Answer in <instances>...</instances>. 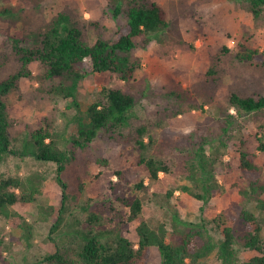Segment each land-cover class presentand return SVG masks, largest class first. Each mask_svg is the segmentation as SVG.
<instances>
[{"label": "rangeland", "instance_id": "374dc122", "mask_svg": "<svg viewBox=\"0 0 264 264\" xmlns=\"http://www.w3.org/2000/svg\"><path fill=\"white\" fill-rule=\"evenodd\" d=\"M153 1L166 11L169 25L161 38L140 42L133 53L140 63L134 79L123 84L114 75L90 73L78 94L86 110L102 101L104 89L124 86L132 93H143L128 126L118 131L121 136L107 142L94 141L88 148L76 150L74 160L61 175L62 182L56 178L54 163L32 157L20 160L9 156L1 166L0 175L23 180L36 177L41 188L32 203L13 209L31 225L30 239L20 230L11 229L0 216V264L33 263L54 243H74L75 230L106 233L109 237L120 234L136 245V228L146 222L152 229L163 226L168 239L175 238L174 213L182 220L207 222L215 240L221 237L214 222L219 217L221 224H235L242 231L237 218L243 198L233 187L243 182L237 151L240 140L255 148V133L264 134V113L235 118L236 139L218 154L221 189L207 204L182 192L181 187L188 186V152L199 144L200 137L216 136L219 132L215 119L225 109L227 95L236 91L243 96H264V67L240 63L237 59L243 46L264 52V12L254 18L243 0ZM5 10L11 14L0 15V63L5 57L12 59L13 38L31 42V33L41 30L59 12H71L85 26L91 42L97 32L109 38L124 23L122 16L113 18V0H0V12ZM94 24L103 28L97 29ZM18 70L15 61L8 62L0 79ZM29 71L31 75L7 97L13 122L10 136L17 140L14 144L18 145L27 132L46 124L66 137L74 134L75 127L66 123L73 113L66 110L62 100L48 95L43 69L34 64ZM179 90L188 91L186 101L191 105L183 112L179 111L178 99L168 96ZM230 113L235 114L232 110ZM141 127L148 132L144 142L148 143L150 137L153 140L147 153L162 160L168 168L156 181L149 179L143 165H138L141 151L133 140ZM211 131L213 135L209 134ZM258 156L256 164L263 172L264 183V157ZM140 184L141 189L137 187ZM170 191L172 195L167 197ZM63 192L66 195L63 220L52 229ZM134 199L140 200L142 211L129 221L130 208L126 202ZM253 206L249 207L262 227L264 248V212ZM237 248L242 260L254 256L253 252ZM146 264H161L155 247L149 248ZM204 264L219 263L211 257Z\"/></svg>", "mask_w": 264, "mask_h": 264}, {"label": "trees", "instance_id": "16d2710c", "mask_svg": "<svg viewBox=\"0 0 264 264\" xmlns=\"http://www.w3.org/2000/svg\"><path fill=\"white\" fill-rule=\"evenodd\" d=\"M243 1L248 4L254 18L262 16L264 0ZM3 14L11 13L5 10L0 12V15ZM106 16L107 13H104V18ZM119 16L123 17L124 23L117 27L111 37L104 38L97 32L92 42L85 32V26L69 11L59 12L41 30L31 33V42L13 38V60L5 57L0 63V73L4 72L8 62L15 61L19 65L17 72L0 79V168L9 156L20 160L32 157L54 163L56 178L62 182L61 175L74 160L76 150H84L94 141L107 142L121 136L118 131L128 126L143 93H132L124 86L104 89L102 101L91 104L86 110L82 108L78 94L90 73L114 75L123 84H129L140 67L139 61L133 58L140 42L161 38L169 24L166 11L153 0H113V18ZM94 26L103 28L98 24ZM237 59L240 63L264 67V52L256 49L243 46ZM34 64L43 69L48 95L62 100L66 110L72 111L66 123L75 127V133L66 137L65 133L46 124L27 132L17 145L14 144L17 140L10 136L13 122L8 112L7 97L18 90L23 79L31 75L29 69ZM168 96L178 99L180 112L191 107L186 101L187 90L171 92ZM226 102L220 117L215 119L219 132L216 136L200 137L199 144L187 155L188 186L181 187V191L203 204H207L221 189L217 176L218 154L236 139L235 118L264 113V96H243L232 91L227 95ZM231 110L235 114H231ZM259 130L263 131L262 128ZM137 134L133 141L141 151L138 165H143L149 179L156 181L159 174L166 173L168 168L162 160L147 153L153 141L150 137L148 143L144 142L147 129L138 128ZM209 134L214 133L211 131ZM254 139L257 143L255 148H250L247 141L240 140L237 151L238 169L243 182L233 187L243 198L237 218L242 224V231L235 224H221L219 217L214 222L221 237L215 240L207 222L182 220L174 213L175 238L168 239L163 226L152 229L146 222H141L136 228V245L120 234L109 237L106 233L75 230L74 243H54L44 256L26 264H146L150 247L157 249L161 264H204L211 257L219 264H264L262 227L249 207L254 204L256 209L264 212L263 172L256 164L258 154L264 157V134L258 135L257 132ZM62 186L65 187L64 182ZM137 187L141 189L143 185ZM40 188L41 181L36 177L23 180L0 175V216L4 217L11 229L20 230L27 239L32 236V227L21 213L13 209L32 203ZM171 195L172 191L167 193V197ZM65 200L63 192L60 206L55 209L52 229L63 220ZM126 205L130 208L128 220L136 219L142 211L140 200L134 199L126 202ZM237 246L253 252L254 256L242 260Z\"/></svg>", "mask_w": 264, "mask_h": 264}]
</instances>
